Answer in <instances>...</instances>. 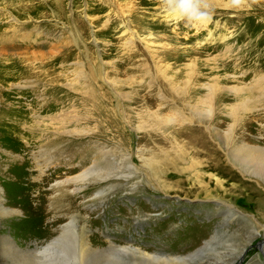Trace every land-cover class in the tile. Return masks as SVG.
<instances>
[{"label":"rangeland","instance_id":"374dc122","mask_svg":"<svg viewBox=\"0 0 264 264\" xmlns=\"http://www.w3.org/2000/svg\"><path fill=\"white\" fill-rule=\"evenodd\" d=\"M213 7L186 27L158 0H0V237L264 264V0Z\"/></svg>","mask_w":264,"mask_h":264},{"label":"bare ground","instance_id":"6f19581e","mask_svg":"<svg viewBox=\"0 0 264 264\" xmlns=\"http://www.w3.org/2000/svg\"><path fill=\"white\" fill-rule=\"evenodd\" d=\"M252 148L253 149H250L251 152L245 151L242 155L236 157V159L242 162V164L244 165L246 163L249 164L250 160L254 159L252 157L254 155V152L260 150L258 147H252ZM258 156L260 157L261 153H258ZM254 162L256 163V161ZM0 210L6 211L1 206V204H0ZM69 228L62 227L61 232L56 238L41 245L40 247L36 245L34 248H28L26 250L19 249L8 235H1L0 243L4 244L5 247L10 248V250L7 249L6 252L13 253L14 254V255L12 254L13 256H15L16 254L20 255V258L24 262H26L25 264H27L29 260L30 262H33V264L34 262L36 264H62V262L65 263V259L67 261L66 262L67 264H71L73 261L76 262L82 261L84 264H87L88 260L86 261L84 259L85 258L90 259L88 257H92L91 260L93 259L95 261V262L93 261V263L91 264L94 263L95 264L96 263L97 264H132V263L136 264L137 262L135 263V261H132L130 259L131 258L130 256L133 255H135L134 257L139 259L140 261L139 263L141 264L149 263V261L151 260H155L157 264H170L172 261L176 259L179 260L180 259L179 257H181L178 255L170 256V254H163V257H161L159 253H150V254L145 253L143 248L134 247L132 244H130L132 242L131 240H127L122 245L117 244L113 241H105L102 246L98 245L97 247H95L92 244H90L89 241H86V239L84 238L79 239L75 235V239L74 241H72L73 247L72 246H70L71 248L67 247L68 245L66 243L63 246H61V244L59 245L58 243L60 242L63 243L69 233L70 235L73 233V231L71 232L70 231L71 229ZM65 248L67 250L70 249L69 252H71V250L73 251L70 254H68L69 252H67ZM55 251L56 254L53 255L52 252ZM19 262L22 263L21 260ZM88 262L90 263V261Z\"/></svg>","mask_w":264,"mask_h":264},{"label":"clouds","instance_id":"9594fccd","mask_svg":"<svg viewBox=\"0 0 264 264\" xmlns=\"http://www.w3.org/2000/svg\"><path fill=\"white\" fill-rule=\"evenodd\" d=\"M215 0H158L161 11L186 27H199L212 20ZM226 10L251 8L258 0H221Z\"/></svg>","mask_w":264,"mask_h":264}]
</instances>
